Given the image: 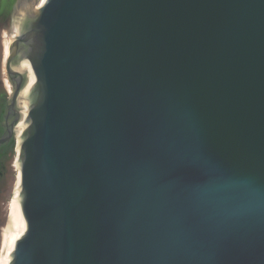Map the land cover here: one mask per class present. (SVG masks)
<instances>
[{"label": "water", "instance_id": "1", "mask_svg": "<svg viewBox=\"0 0 264 264\" xmlns=\"http://www.w3.org/2000/svg\"><path fill=\"white\" fill-rule=\"evenodd\" d=\"M10 50V264H264V0H45Z\"/></svg>", "mask_w": 264, "mask_h": 264}, {"label": "bare ground", "instance_id": "2", "mask_svg": "<svg viewBox=\"0 0 264 264\" xmlns=\"http://www.w3.org/2000/svg\"><path fill=\"white\" fill-rule=\"evenodd\" d=\"M45 0H17L14 9V21L10 31L4 33L3 38V74L4 83L9 94L13 93L14 86L9 80L6 63L10 55V48L14 40L21 34L26 18L33 7L40 6ZM16 71L23 74L26 78L24 87L21 90L18 107L21 113V119L15 127V138L17 139L15 168L17 171L13 186V193L10 203V214L7 226L4 229L3 239L0 251V264H10L12 261L15 243L20 239L26 230V223L21 208V166H20V143L23 133L27 126V115L30 107V100L33 88L36 83V77L32 67L27 62H18L14 67Z\"/></svg>", "mask_w": 264, "mask_h": 264}, {"label": "rangeland", "instance_id": "3", "mask_svg": "<svg viewBox=\"0 0 264 264\" xmlns=\"http://www.w3.org/2000/svg\"><path fill=\"white\" fill-rule=\"evenodd\" d=\"M13 0H0V117L3 114L10 94L5 83L3 70V38L6 31H10L14 21ZM17 139L15 145L5 146L0 150V251L4 229L9 221L10 203L13 186L17 174L15 168Z\"/></svg>", "mask_w": 264, "mask_h": 264}, {"label": "flooded vegetation", "instance_id": "4", "mask_svg": "<svg viewBox=\"0 0 264 264\" xmlns=\"http://www.w3.org/2000/svg\"><path fill=\"white\" fill-rule=\"evenodd\" d=\"M5 114H6V107H5V110H4L3 114L0 117V139L6 135V131H7V129H6L7 122H6V119H5ZM13 140H15V138ZM12 141L7 143V144L1 145L0 146V150H1V148H4L5 146H9L12 143Z\"/></svg>", "mask_w": 264, "mask_h": 264}, {"label": "trees", "instance_id": "5", "mask_svg": "<svg viewBox=\"0 0 264 264\" xmlns=\"http://www.w3.org/2000/svg\"><path fill=\"white\" fill-rule=\"evenodd\" d=\"M11 145H13V146L15 145V140L12 141Z\"/></svg>", "mask_w": 264, "mask_h": 264}]
</instances>
